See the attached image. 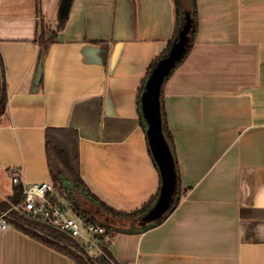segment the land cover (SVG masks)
Segmentation results:
<instances>
[{
  "label": "crops",
  "instance_id": "crops-1",
  "mask_svg": "<svg viewBox=\"0 0 264 264\" xmlns=\"http://www.w3.org/2000/svg\"><path fill=\"white\" fill-rule=\"evenodd\" d=\"M62 1L0 0V202L14 192L11 168L23 185L51 180L46 130L69 127L91 190L122 211L157 195L151 210L162 176L138 99L175 34L174 0H72L61 24ZM196 1L191 47L162 90L183 195L142 231L90 214L114 232L115 264H264V0ZM11 222L0 264H77Z\"/></svg>",
  "mask_w": 264,
  "mask_h": 264
},
{
  "label": "trees",
  "instance_id": "trees-1",
  "mask_svg": "<svg viewBox=\"0 0 264 264\" xmlns=\"http://www.w3.org/2000/svg\"><path fill=\"white\" fill-rule=\"evenodd\" d=\"M174 3L176 7V19H177L175 34L169 40L167 47L158 56H156L148 66L146 76L143 80V83L139 91V99H138L139 108L141 112L142 123L146 129V133L148 128V122L144 116V112L142 108V94L144 91L145 84L153 68L158 63V61L169 53L172 45L178 39L179 32L183 28V25L186 22L187 14L190 15L192 21V31L189 36V41L187 44L185 54L180 60L177 61V63L175 64V66L171 71H173L174 68L177 65H179L186 56L188 50L191 47L193 36L197 28V1L174 0ZM64 21L65 20H62L61 24H63ZM38 28L39 31L36 40L40 44H44L50 38L46 37L44 24L42 22H40ZM54 34L55 32H53L52 35ZM4 70L5 69L3 65L2 55L0 52V117L5 113L8 102ZM163 84H162V90H163ZM162 90L160 96L162 130L172 149L173 138L167 127L166 116H165L166 113L164 110V105L162 100ZM46 152L50 167L51 180L54 183L57 193L67 198L79 212L90 216L91 211L85 205L86 202H89L91 204L99 205L114 214L129 218L132 221L138 220V224L136 226H132L129 229L127 228L123 229L122 227H118L117 231H142L156 225L157 223L163 221V219H165V217L178 205L183 195L182 194L183 190L179 185L178 169L175 161L177 181H176L173 200L168 210L160 218L154 220L151 223L141 226V217L153 205V203L157 198V195L154 198H152L150 201H148L146 204H144L142 207L132 211L117 210L112 206L103 202L91 190L90 186L87 184V182L84 180V178L81 175L79 135L76 129L69 127H48L46 130ZM23 190H24L23 184L21 182L16 183L14 186L13 194L8 199L0 202V212L8 211L9 218L15 222L16 226H18L20 229L24 230L25 232L29 233L34 238L40 240L44 244L52 247L53 249L63 254L68 255L69 257L74 259V261L77 264H115L113 262V257L109 249H107L108 256L91 255L85 250V248L82 245H80L73 237H71L65 231H62L50 224H46L44 222L35 220L31 218V216L28 213H25L20 209H15V208L13 209L12 208L13 205L16 204L22 198ZM104 225H106L110 229V227L107 224Z\"/></svg>",
  "mask_w": 264,
  "mask_h": 264
},
{
  "label": "built area",
  "instance_id": "built-area-1",
  "mask_svg": "<svg viewBox=\"0 0 264 264\" xmlns=\"http://www.w3.org/2000/svg\"><path fill=\"white\" fill-rule=\"evenodd\" d=\"M9 174L15 183H22L17 169L11 168ZM23 186V196L13 209H20L35 220L65 231L91 255L108 256L107 249L114 232L98 220L79 212L67 198L57 193L52 180L35 181ZM11 226L8 211L0 212V230Z\"/></svg>",
  "mask_w": 264,
  "mask_h": 264
},
{
  "label": "water",
  "instance_id": "water-1",
  "mask_svg": "<svg viewBox=\"0 0 264 264\" xmlns=\"http://www.w3.org/2000/svg\"><path fill=\"white\" fill-rule=\"evenodd\" d=\"M71 1H62L61 21L66 19ZM191 31L192 21L190 15L187 14L186 22L179 32L178 39L172 45L169 53L160 59L153 68L142 94V108L148 122V142L162 176L160 196L151 210L143 216V221H153L163 216L168 210L175 193L177 172L171 147L162 130L160 96L166 76L186 52Z\"/></svg>",
  "mask_w": 264,
  "mask_h": 264
},
{
  "label": "rangeland",
  "instance_id": "rangeland-1",
  "mask_svg": "<svg viewBox=\"0 0 264 264\" xmlns=\"http://www.w3.org/2000/svg\"><path fill=\"white\" fill-rule=\"evenodd\" d=\"M85 205L89 208L91 213L97 217V219L110 225L114 231L117 230L118 227L129 229L138 224V220L132 221L129 218L114 214L99 205L91 204L89 202H86Z\"/></svg>",
  "mask_w": 264,
  "mask_h": 264
}]
</instances>
